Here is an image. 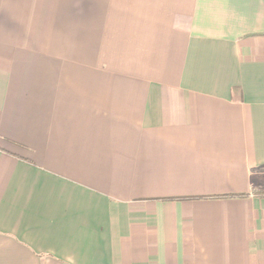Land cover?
Instances as JSON below:
<instances>
[{"label":"crops","instance_id":"obj_1","mask_svg":"<svg viewBox=\"0 0 264 264\" xmlns=\"http://www.w3.org/2000/svg\"><path fill=\"white\" fill-rule=\"evenodd\" d=\"M0 264H264V0H0Z\"/></svg>","mask_w":264,"mask_h":264}]
</instances>
